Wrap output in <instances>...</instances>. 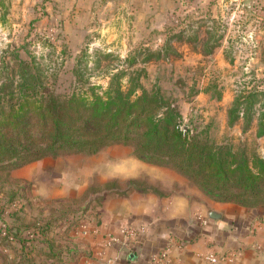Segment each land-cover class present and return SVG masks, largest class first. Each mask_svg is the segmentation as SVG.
I'll use <instances>...</instances> for the list:
<instances>
[{
    "label": "rangeland",
    "instance_id": "1",
    "mask_svg": "<svg viewBox=\"0 0 264 264\" xmlns=\"http://www.w3.org/2000/svg\"><path fill=\"white\" fill-rule=\"evenodd\" d=\"M167 3L166 12L147 15L132 12L139 0H0V60L11 61L14 51L36 57L59 93L103 90L117 70L137 71L145 87L158 85L176 99L184 121L216 142L264 155L255 119L247 129L242 119L227 122L237 93H264V0H221L220 13L205 0L156 2ZM31 183L0 169V209L17 222L36 219ZM26 198L32 211L21 214Z\"/></svg>",
    "mask_w": 264,
    "mask_h": 264
},
{
    "label": "crops",
    "instance_id": "2",
    "mask_svg": "<svg viewBox=\"0 0 264 264\" xmlns=\"http://www.w3.org/2000/svg\"><path fill=\"white\" fill-rule=\"evenodd\" d=\"M144 2L139 0L132 12L155 15L168 7ZM202 4L220 13L221 0ZM11 173L32 182L35 222L46 227L28 234L35 240L27 242L28 258L20 264H125L129 253L132 264H264V206L214 200L175 169L138 158L129 145L44 156ZM32 205L26 198L19 213H30ZM210 210L217 214L209 216ZM8 217L20 230L33 222ZM82 219L86 226L81 228ZM140 223L146 229L135 239L108 243L121 225ZM4 250L15 257L12 249ZM208 252L226 253L231 260L212 262ZM10 263L0 254V264Z\"/></svg>",
    "mask_w": 264,
    "mask_h": 264
},
{
    "label": "trees",
    "instance_id": "3",
    "mask_svg": "<svg viewBox=\"0 0 264 264\" xmlns=\"http://www.w3.org/2000/svg\"><path fill=\"white\" fill-rule=\"evenodd\" d=\"M11 58L0 60V169L124 144L144 161L175 169L214 200L264 206V155L216 142L205 129L184 121L176 99L158 85L145 87L139 72L117 70L103 90L59 93L48 86L36 57L14 51ZM260 95L256 88L237 93L227 108L228 125L242 119L247 129L255 119L256 135H264ZM5 216L0 209V254L20 264L27 242L35 240L28 234L46 227L34 221L23 234Z\"/></svg>",
    "mask_w": 264,
    "mask_h": 264
},
{
    "label": "built area",
    "instance_id": "4",
    "mask_svg": "<svg viewBox=\"0 0 264 264\" xmlns=\"http://www.w3.org/2000/svg\"><path fill=\"white\" fill-rule=\"evenodd\" d=\"M79 227H85L86 221L84 219L78 221ZM146 229L145 224H124L119 228L118 234H110L108 237V243L113 242H129V240L135 239L138 235L144 232ZM95 230V229H93ZM127 240V241H124ZM206 258L212 262H218L220 260H229L231 257L226 253H216V252H208L206 253ZM231 260V259H230ZM125 264H132L130 260H127Z\"/></svg>",
    "mask_w": 264,
    "mask_h": 264
},
{
    "label": "water",
    "instance_id": "5",
    "mask_svg": "<svg viewBox=\"0 0 264 264\" xmlns=\"http://www.w3.org/2000/svg\"><path fill=\"white\" fill-rule=\"evenodd\" d=\"M215 214H217V211H215V210L209 211V216H215ZM132 255H133V253H129L127 258L130 260L132 258Z\"/></svg>",
    "mask_w": 264,
    "mask_h": 264
}]
</instances>
